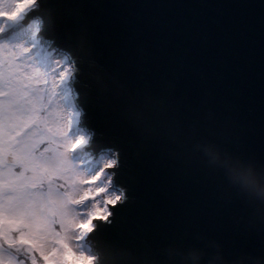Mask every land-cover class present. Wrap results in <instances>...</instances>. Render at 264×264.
Segmentation results:
<instances>
[{
    "label": "water",
    "instance_id": "95a60500",
    "mask_svg": "<svg viewBox=\"0 0 264 264\" xmlns=\"http://www.w3.org/2000/svg\"><path fill=\"white\" fill-rule=\"evenodd\" d=\"M34 18L73 64L86 149L116 158L121 198L91 252L195 233L228 252L264 245L248 173L264 168V0H38Z\"/></svg>",
    "mask_w": 264,
    "mask_h": 264
},
{
    "label": "rangeland",
    "instance_id": "374dc122",
    "mask_svg": "<svg viewBox=\"0 0 264 264\" xmlns=\"http://www.w3.org/2000/svg\"><path fill=\"white\" fill-rule=\"evenodd\" d=\"M27 2L0 0V102L4 99L3 69L9 63L24 85L23 115L30 121L24 139L39 141V152L44 156L42 172L47 176L43 183L33 186L29 203L43 210L63 208V214L51 217L54 230L62 233L57 239L63 240L74 256L89 255L92 253L91 245L86 242L89 233L83 235L80 225L91 220L94 214L107 218L112 204L109 201L121 198L120 189L113 186L111 170L106 167L115 163L116 158L111 151L94 155L86 149L84 144L89 143L91 136L79 126L82 112L75 104V91L69 82L73 64L68 55L58 54L38 34L39 18L22 20L30 10ZM25 48L31 51L25 52ZM77 141L84 143L70 153L71 145ZM102 172L97 185L84 182ZM95 187H106L107 191L95 199L75 203L83 189ZM4 214L0 193V219ZM92 224L95 225V220ZM2 247L0 244V259H13ZM51 247L60 248V245L54 243ZM15 264H19L17 259Z\"/></svg>",
    "mask_w": 264,
    "mask_h": 264
},
{
    "label": "snow or ice",
    "instance_id": "6c2138e0",
    "mask_svg": "<svg viewBox=\"0 0 264 264\" xmlns=\"http://www.w3.org/2000/svg\"><path fill=\"white\" fill-rule=\"evenodd\" d=\"M3 86L4 99L0 102V193L6 217L4 244L8 247L18 238L29 237L32 250L42 261L45 250L62 235L54 230L51 217L63 214V208L43 210L29 203L33 186L47 179L42 172L44 156L39 152V141L24 139L30 126V121L23 115L24 85L9 63L3 69Z\"/></svg>",
    "mask_w": 264,
    "mask_h": 264
},
{
    "label": "clouds",
    "instance_id": "9594fccd",
    "mask_svg": "<svg viewBox=\"0 0 264 264\" xmlns=\"http://www.w3.org/2000/svg\"><path fill=\"white\" fill-rule=\"evenodd\" d=\"M38 6V0H28L26 7L29 9ZM15 19V17H12ZM25 52H30V48H25ZM84 141H77L71 145L69 152H75L80 148ZM209 154L213 159H217L215 153L209 149ZM70 159V156H69ZM112 162L106 167H114ZM248 173L252 177L249 182L250 190L261 199H264V168L257 169L250 165ZM103 172L93 178L86 179L84 182L90 185H97L102 179ZM111 177H109V181ZM110 186V184L108 185ZM107 191L106 187H95L83 189L82 194L76 199L75 203L81 204L89 199H95ZM120 197H116L119 201ZM116 201H109L115 206ZM106 219L99 214L92 215L91 220L82 223L80 227L84 230L83 235L95 230L93 220ZM83 235L81 238H83ZM5 241V238H4ZM29 237L18 238L12 245L5 249L9 257L13 259H0V264H15V259L25 255L21 249L25 246L32 249ZM60 248H47L46 255L42 264H264V245L250 250L228 252L220 246H212L206 239L199 234L178 235L172 239H166L158 246L146 245L141 248H132L125 251H116L111 254L92 252L89 255L74 256L72 250L65 247L60 239L57 242ZM62 249V251H61ZM19 264H24L20 261Z\"/></svg>",
    "mask_w": 264,
    "mask_h": 264
},
{
    "label": "trees",
    "instance_id": "16d2710c",
    "mask_svg": "<svg viewBox=\"0 0 264 264\" xmlns=\"http://www.w3.org/2000/svg\"><path fill=\"white\" fill-rule=\"evenodd\" d=\"M7 219H11V217H8ZM6 217L4 214V217L0 219V244H2V248L6 249L7 245L4 244V238H5V232H4V225H5ZM25 253L23 256H19L16 259L20 261H24V264H42V261H40L36 255V253L27 246L23 247L21 249Z\"/></svg>",
    "mask_w": 264,
    "mask_h": 264
}]
</instances>
